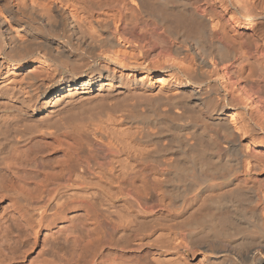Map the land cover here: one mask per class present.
I'll list each match as a JSON object with an SVG mask.
<instances>
[{
	"label": "bare ground",
	"instance_id": "bare-ground-1",
	"mask_svg": "<svg viewBox=\"0 0 264 264\" xmlns=\"http://www.w3.org/2000/svg\"><path fill=\"white\" fill-rule=\"evenodd\" d=\"M263 3L0 0V264H264Z\"/></svg>",
	"mask_w": 264,
	"mask_h": 264
},
{
	"label": "rangeland",
	"instance_id": "rangeland-1",
	"mask_svg": "<svg viewBox=\"0 0 264 264\" xmlns=\"http://www.w3.org/2000/svg\"><path fill=\"white\" fill-rule=\"evenodd\" d=\"M263 11H264V3L262 5ZM260 27V25H258ZM262 27V26H261ZM260 184L261 186H264V177L260 179ZM10 182L9 179H6L4 181L3 186H9ZM2 185L0 186V226L9 218V203L8 201V196L6 193H4L2 189Z\"/></svg>",
	"mask_w": 264,
	"mask_h": 264
}]
</instances>
